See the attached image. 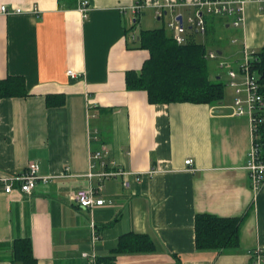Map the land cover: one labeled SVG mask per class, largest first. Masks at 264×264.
I'll return each mask as SVG.
<instances>
[{
	"label": "crops",
	"instance_id": "crops-1",
	"mask_svg": "<svg viewBox=\"0 0 264 264\" xmlns=\"http://www.w3.org/2000/svg\"><path fill=\"white\" fill-rule=\"evenodd\" d=\"M142 1L134 16L136 0H89L84 16L77 0H0L20 10L0 11V80L20 76L26 87L25 96L0 99V174L36 162L50 177L30 195L0 190V264H21L12 262V244L26 237L36 264H84L86 252L99 264H256L257 250L264 264V182L253 190L246 169L252 126L248 115L233 114L235 93L217 60L206 66L210 80L225 85L221 101L151 104L145 91L126 88V73L149 57L139 32L163 27L171 35L167 23L177 14L186 19L196 0ZM181 1L187 5L157 15L159 5ZM245 1L241 27L207 16L211 34L187 26V43L237 67L244 48L264 45V0ZM97 151L100 161L92 159ZM111 170L122 174L88 178ZM99 183L104 205L72 204L77 190ZM198 214L244 217L238 248L197 250ZM128 233L147 235L155 250L115 252Z\"/></svg>",
	"mask_w": 264,
	"mask_h": 264
},
{
	"label": "trees",
	"instance_id": "trees-1",
	"mask_svg": "<svg viewBox=\"0 0 264 264\" xmlns=\"http://www.w3.org/2000/svg\"><path fill=\"white\" fill-rule=\"evenodd\" d=\"M206 32L211 34L212 25ZM140 47L149 53L139 72L126 73L129 90H143L151 104L190 102L209 104L224 97V84L209 77L206 46L193 41L177 44L166 28L160 27L139 32ZM251 69L259 75L264 97V45L254 52ZM24 79L8 76L0 80V99L26 95ZM256 142L264 158V110L259 113ZM244 217L222 218L198 214L194 220L195 247L199 251L235 250L239 246L240 226ZM154 251V244L147 235L128 233L120 236L115 252ZM11 259L14 263L36 264L32 244L28 237L16 239L12 244ZM177 259V258H176ZM178 261V259H177ZM178 264H180L178 262Z\"/></svg>",
	"mask_w": 264,
	"mask_h": 264
},
{
	"label": "built area",
	"instance_id": "built-area-1",
	"mask_svg": "<svg viewBox=\"0 0 264 264\" xmlns=\"http://www.w3.org/2000/svg\"><path fill=\"white\" fill-rule=\"evenodd\" d=\"M78 10L86 16V12L89 6V0H77ZM168 2V1H167ZM245 0H196L193 4V11L186 19H183L181 14H177L172 17L171 21L167 23V28L171 31L172 38L177 44H186L187 39L185 32L187 31V26L190 28H195L200 34H205L207 25L206 17H218L224 19L226 22H230L234 28L241 27L244 22V5ZM146 3L142 0H136L134 4L130 6V12L137 16L143 8H145ZM187 5L185 2L180 3H168L166 6L159 5L158 11L156 12L158 16H162L164 12L172 11L176 7H182ZM0 11L2 13L8 14L9 12L19 13V9L8 10L6 6H1ZM181 17L182 24L177 20ZM254 51L246 50L242 51V56L240 61L236 64L237 67H233L229 62L220 58L217 51L209 50L206 51L205 58L216 59L219 67L225 71L227 77L226 86L231 88L235 97L232 104V110L234 115H248L253 134L252 147L248 154V160L246 164V169L248 171V176L250 180L251 187L253 190H257L264 182V158L260 156L259 146L256 142L257 139V126L261 119L259 118V113L264 110V97L261 93V84L259 82V75L251 69L250 63L253 59ZM68 75L74 76L71 70L67 71ZM103 154L100 151L92 154L93 160L100 161ZM184 165H192V160H185ZM105 164L101 162V167ZM95 165L92 164V168ZM150 174L154 171H149ZM122 174L121 171H103L96 172L94 174H88V178L97 177L99 179L104 177H112L115 175ZM49 176L39 175V166L36 162H30L23 172L13 173H2L0 174V190L4 193H10L14 189H18L21 193L25 195H30L35 189L38 182L47 183L49 181ZM138 179V178H136ZM101 184L97 186L89 185L86 188L77 190L72 196H70L72 204L78 208L84 210H92L96 206H102L105 204V200L100 198L99 190ZM91 240L93 243L97 241L98 236L95 230V223L93 220L89 222ZM82 257L85 259L84 264H99L94 253L88 254L83 253ZM256 264H261L262 262V251L257 250L255 252Z\"/></svg>",
	"mask_w": 264,
	"mask_h": 264
},
{
	"label": "rangeland",
	"instance_id": "rangeland-1",
	"mask_svg": "<svg viewBox=\"0 0 264 264\" xmlns=\"http://www.w3.org/2000/svg\"><path fill=\"white\" fill-rule=\"evenodd\" d=\"M167 19V18H166ZM166 19H165V21H166ZM156 23V22H155ZM157 25H160V26H165V22H159ZM143 26V25H142ZM224 31H226V30H224ZM223 32V31H222ZM214 37V39H216V38H218L216 35L215 36H213ZM230 38H231V31L229 30V31H226L225 32V34H224V37H223V42L224 43H226V44H230ZM221 45H222V43H221ZM233 48H234V46H233ZM242 56V55H241ZM209 66H215L214 64H213V62H211L210 61V65ZM217 72H219V74H220V76H221V81H225L226 80V75L224 74V71H222L221 69H219V68H217V70H216Z\"/></svg>",
	"mask_w": 264,
	"mask_h": 264
},
{
	"label": "water",
	"instance_id": "water-1",
	"mask_svg": "<svg viewBox=\"0 0 264 264\" xmlns=\"http://www.w3.org/2000/svg\"><path fill=\"white\" fill-rule=\"evenodd\" d=\"M177 20L180 22V24H182L181 17H178ZM218 53H220V52H218Z\"/></svg>",
	"mask_w": 264,
	"mask_h": 264
}]
</instances>
